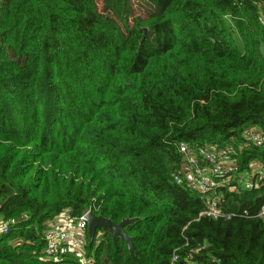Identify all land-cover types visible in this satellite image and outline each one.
I'll use <instances>...</instances> for the list:
<instances>
[{
    "label": "trees",
    "instance_id": "16d2710c",
    "mask_svg": "<svg viewBox=\"0 0 264 264\" xmlns=\"http://www.w3.org/2000/svg\"><path fill=\"white\" fill-rule=\"evenodd\" d=\"M101 1L0 0V264H84L42 258L66 208L133 218L136 256L98 228L90 264H264V180L224 189L229 219L173 180L179 142L264 129V0ZM235 159L264 167V147Z\"/></svg>",
    "mask_w": 264,
    "mask_h": 264
},
{
    "label": "built area",
    "instance_id": "2783aa9c",
    "mask_svg": "<svg viewBox=\"0 0 264 264\" xmlns=\"http://www.w3.org/2000/svg\"><path fill=\"white\" fill-rule=\"evenodd\" d=\"M259 18L264 24V3L259 4ZM237 145L236 147L234 141L222 145L201 143L191 146L184 141L177 144L181 160L173 174V180L176 184L199 193L206 207L200 211L198 217L229 219L235 213L226 212L221 207L224 189L237 192L242 188H252L264 180V167L261 164L250 166V170L247 171L239 170L235 159L238 150L248 145L264 147V129L255 126L244 128L242 139ZM90 211L88 208L82 214L74 215L69 208L61 210L45 231L42 258L56 261L63 255L71 254L82 263L90 264L91 258L86 254L88 243L86 215ZM255 216L264 222V203ZM7 231V224L0 221V234ZM177 261L178 254L174 251L170 264H177ZM186 261L187 264H198L188 257ZM211 261L215 263L214 259Z\"/></svg>",
    "mask_w": 264,
    "mask_h": 264
},
{
    "label": "water",
    "instance_id": "95a60500",
    "mask_svg": "<svg viewBox=\"0 0 264 264\" xmlns=\"http://www.w3.org/2000/svg\"><path fill=\"white\" fill-rule=\"evenodd\" d=\"M144 34L147 28H143ZM87 218V231H88V243H91L95 237L96 230L98 228L108 229L111 231L112 240L116 242L118 238L123 240L126 244L127 249L129 250L132 256H136L133 246L132 239L124 230V226L131 222L133 218H123L120 222L115 223L110 218H106L103 215H96L92 211L88 212L86 215Z\"/></svg>",
    "mask_w": 264,
    "mask_h": 264
},
{
    "label": "rangeland",
    "instance_id": "374dc122",
    "mask_svg": "<svg viewBox=\"0 0 264 264\" xmlns=\"http://www.w3.org/2000/svg\"><path fill=\"white\" fill-rule=\"evenodd\" d=\"M97 3H98V8L101 9L102 8V1L97 0ZM134 9H135V12L141 14L142 16H145L144 9L142 7H140L137 3L134 4ZM250 166L254 167V163L253 162L250 163Z\"/></svg>",
    "mask_w": 264,
    "mask_h": 264
},
{
    "label": "bare ground",
    "instance_id": "6f19581e",
    "mask_svg": "<svg viewBox=\"0 0 264 264\" xmlns=\"http://www.w3.org/2000/svg\"><path fill=\"white\" fill-rule=\"evenodd\" d=\"M255 164V163H254ZM4 235V234H3Z\"/></svg>",
    "mask_w": 264,
    "mask_h": 264
}]
</instances>
